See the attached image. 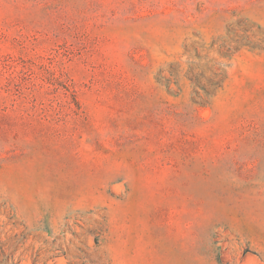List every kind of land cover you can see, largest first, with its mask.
Returning a JSON list of instances; mask_svg holds the SVG:
<instances>
[{"label":"rangeland","instance_id":"rangeland-1","mask_svg":"<svg viewBox=\"0 0 264 264\" xmlns=\"http://www.w3.org/2000/svg\"><path fill=\"white\" fill-rule=\"evenodd\" d=\"M0 264H264V0H0Z\"/></svg>","mask_w":264,"mask_h":264}]
</instances>
